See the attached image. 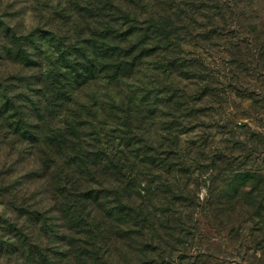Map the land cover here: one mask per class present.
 Masks as SVG:
<instances>
[{
    "label": "trees",
    "instance_id": "obj_1",
    "mask_svg": "<svg viewBox=\"0 0 264 264\" xmlns=\"http://www.w3.org/2000/svg\"><path fill=\"white\" fill-rule=\"evenodd\" d=\"M33 1L43 30L0 18V264H172L199 214H250L204 131L264 65V0Z\"/></svg>",
    "mask_w": 264,
    "mask_h": 264
},
{
    "label": "rangeland",
    "instance_id": "obj_2",
    "mask_svg": "<svg viewBox=\"0 0 264 264\" xmlns=\"http://www.w3.org/2000/svg\"><path fill=\"white\" fill-rule=\"evenodd\" d=\"M34 5L33 0H0V18L12 23L15 29L43 30L45 19L32 11ZM183 48L199 52L193 43L191 46L184 44ZM213 58L217 57L213 55ZM234 77L229 82L233 93L226 96L221 121L217 118L205 120V123L212 121L219 126H209L204 134L214 141L215 147L231 154L235 168L251 170L255 185L251 189L254 208L249 215L238 211L232 224H219L209 214H199L201 228L192 238L194 244L176 253L172 264L180 263L179 256L186 257L190 264L196 261L198 264H264V65L249 63L248 70L244 71L239 64ZM224 125L229 134L219 128ZM257 180L262 186H256ZM205 193L202 188L200 200Z\"/></svg>",
    "mask_w": 264,
    "mask_h": 264
}]
</instances>
